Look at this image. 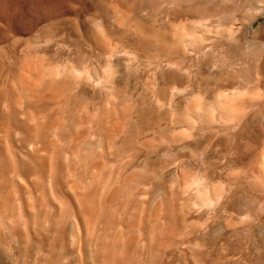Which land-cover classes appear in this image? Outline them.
<instances>
[{"label": "rangeland", "instance_id": "374dc122", "mask_svg": "<svg viewBox=\"0 0 264 264\" xmlns=\"http://www.w3.org/2000/svg\"><path fill=\"white\" fill-rule=\"evenodd\" d=\"M0 264H264V0H0Z\"/></svg>", "mask_w": 264, "mask_h": 264}]
</instances>
